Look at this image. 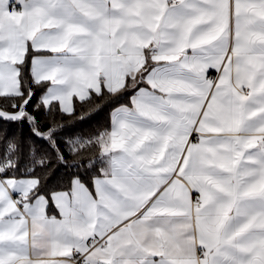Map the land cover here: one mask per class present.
Wrapping results in <instances>:
<instances>
[{
    "label": "snow or ice",
    "instance_id": "6c2138e0",
    "mask_svg": "<svg viewBox=\"0 0 264 264\" xmlns=\"http://www.w3.org/2000/svg\"><path fill=\"white\" fill-rule=\"evenodd\" d=\"M0 98V264H264V0H0Z\"/></svg>",
    "mask_w": 264,
    "mask_h": 264
},
{
    "label": "trees",
    "instance_id": "16d2710c",
    "mask_svg": "<svg viewBox=\"0 0 264 264\" xmlns=\"http://www.w3.org/2000/svg\"><path fill=\"white\" fill-rule=\"evenodd\" d=\"M35 96L28 106V111H32V105H34L39 99L40 95L44 91L42 88H35ZM5 103L4 98H0V106ZM100 100L96 99L93 104H80L78 100L74 101V106L76 108L75 115L69 117L67 115L57 116V120L60 123H63L65 127L59 132L58 138L63 141L66 138L74 137L76 135L84 134L88 135L103 128H107L110 125V113L113 108L117 107L119 104L128 103L127 96L115 101H109L105 103L99 111L95 110V105L100 104ZM89 108H92V114L87 115ZM11 111V108H8ZM81 113L86 114V119L79 120L78 117ZM38 118L43 122L45 117L43 115V110L40 113L36 114ZM44 128L48 127L47 123L43 124ZM5 133L7 137H19L22 138L27 143L35 142L38 147H46L43 141H39L36 137L32 135L31 129L27 123L16 124V123H7L0 121V138H4ZM63 147V144H61ZM25 161H21V167H23ZM73 169L65 167L62 164H59L55 160L50 165L49 178L46 182V190L48 189H58L63 184H65ZM90 175V174H89Z\"/></svg>",
    "mask_w": 264,
    "mask_h": 264
},
{
    "label": "crops",
    "instance_id": "0c3cea01",
    "mask_svg": "<svg viewBox=\"0 0 264 264\" xmlns=\"http://www.w3.org/2000/svg\"><path fill=\"white\" fill-rule=\"evenodd\" d=\"M76 99L74 98V101H75ZM49 214L50 215H53V214H56V210L53 208V209H49Z\"/></svg>",
    "mask_w": 264,
    "mask_h": 264
}]
</instances>
